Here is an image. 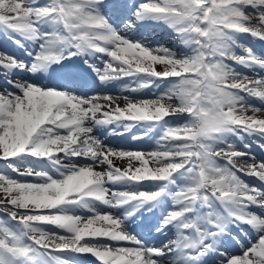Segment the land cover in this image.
<instances>
[{
  "label": "snow or ice",
  "instance_id": "1",
  "mask_svg": "<svg viewBox=\"0 0 264 264\" xmlns=\"http://www.w3.org/2000/svg\"><path fill=\"white\" fill-rule=\"evenodd\" d=\"M0 35V264H264V0H0ZM125 78L161 91H91Z\"/></svg>",
  "mask_w": 264,
  "mask_h": 264
},
{
  "label": "bare ground",
  "instance_id": "2",
  "mask_svg": "<svg viewBox=\"0 0 264 264\" xmlns=\"http://www.w3.org/2000/svg\"><path fill=\"white\" fill-rule=\"evenodd\" d=\"M147 25H149V29H151L152 27H159V25H162V24H147ZM163 26H165V25H163ZM168 27L167 26H165L164 28H162L161 30H159V32H157V31H153V30H145V32L143 33L144 35H142V37L143 38H145V39H147L148 40V42H150V40L149 39H151V37L152 36H154V37H157V40H155V44H153L154 46H163V45H160V44H162V43H160V41H163V42H165V43H167V44H169V43H175L176 42V37L175 36H173L172 34H171V32H172V30L171 29H167ZM167 30H169V31H167ZM171 31V32H170ZM161 32V33H160ZM150 34H152V35H150ZM173 44H171V45H173ZM166 46V45H165ZM178 46L179 47H181L180 45H179V43H178ZM164 47V46H163ZM167 48H170V47H168V46H166ZM170 49H172L173 51H176V47H171ZM181 51H184L183 49H180ZM158 67V70H159V68H161L162 66H157ZM243 72H245V73H248L249 72V70L248 69H246L245 71H243ZM127 88H128V86H122V87H119L118 89H119V91H125V95H113V97H117V96H120V97H123V96H128V97H134V95H132V92H130V91H128L127 90ZM151 98H153V97H151ZM146 99H150V98H146ZM117 103H119L120 105H121V107H123L124 106V104H125V101L123 100V99H119L118 101H117ZM249 114H251V113H249ZM117 163V165L118 166H121V167H124V166H126V162H122V161H117L116 162ZM100 207V209H101V211H105V210H107L106 208H105V206H103V205H101V206H99ZM149 235H150V233H149ZM57 255H68L67 253H57Z\"/></svg>",
  "mask_w": 264,
  "mask_h": 264
},
{
  "label": "rangeland",
  "instance_id": "3",
  "mask_svg": "<svg viewBox=\"0 0 264 264\" xmlns=\"http://www.w3.org/2000/svg\"><path fill=\"white\" fill-rule=\"evenodd\" d=\"M9 44V43H8ZM12 46V45H11ZM13 47V46H12ZM183 52V51H182ZM181 51L179 50L178 51V54H180ZM157 90V91H156ZM161 91V89H146V90H143L142 93L144 94H154L155 92H159ZM149 92V93H148ZM144 94V95H145ZM183 119V118H182ZM174 122H176L174 120ZM155 145V144H154ZM155 146H153V143L152 141H146L145 144H143L142 146H140L139 148L143 149V150H152Z\"/></svg>",
  "mask_w": 264,
  "mask_h": 264
}]
</instances>
